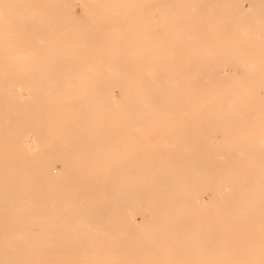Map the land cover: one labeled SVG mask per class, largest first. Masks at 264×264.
<instances>
[{
  "label": "bare ground",
  "instance_id": "bare-ground-1",
  "mask_svg": "<svg viewBox=\"0 0 264 264\" xmlns=\"http://www.w3.org/2000/svg\"><path fill=\"white\" fill-rule=\"evenodd\" d=\"M185 1L142 3L90 29L56 6L0 0L30 33L0 52V264H264V0ZM156 10L168 44L149 46L139 31ZM115 31L144 48L141 86L157 89L124 97L105 80L74 92L90 63L130 56Z\"/></svg>",
  "mask_w": 264,
  "mask_h": 264
},
{
  "label": "rangeland",
  "instance_id": "rangeland-1",
  "mask_svg": "<svg viewBox=\"0 0 264 264\" xmlns=\"http://www.w3.org/2000/svg\"><path fill=\"white\" fill-rule=\"evenodd\" d=\"M35 1L39 2L38 3L39 6L41 5L43 7L56 6V7L61 8L63 12H62V15H60V18L67 21L69 25L71 26L95 29V28L107 27L110 24L111 17H113L114 15H118V17H122V18H127L131 16V13H135V12L143 13L144 12L143 9L140 8V5L142 3L150 2V3L155 4L159 0H35ZM198 1L199 0H192V1L187 0L182 3L198 2ZM199 2L204 3L205 1L201 0ZM212 2L213 0H211V3ZM244 5L246 8H249V3L247 1L244 2ZM72 11L74 15L70 16L72 14ZM152 14L154 17V21L149 22L145 20L144 18L142 19L143 22L141 23V26H140L141 29L139 31L140 35L147 34V35L153 36V39L148 41L149 46L162 45V43L157 39V37L160 40L164 39V41H166L165 44H168V39L167 37H165L166 29L165 27H163L164 22L162 19L161 11L156 10ZM142 16L144 17V15ZM11 18L15 20L14 24L8 23V19H11ZM24 18L25 16L19 15V13H17V11L14 10L13 8L11 7L7 8V6L0 5V27L5 26V27H10V28L12 27L15 29V31L13 29L11 32L8 31L6 33V37L4 38H2V34L0 32V52L7 50V45L9 44H18V42H20L19 36L25 35L26 37H28V34L30 35V33L25 34V31L23 30V28L26 25L22 23V19ZM150 24L153 25L152 28H150ZM226 25H227V19L225 17H222L220 19V22H218L215 26L218 29V28L226 27ZM259 26L264 27V23L263 24L260 23ZM114 35L117 38L115 40L116 46L120 49L121 47L123 48L125 47L126 49H128V54L130 56L124 59L121 58L119 62H108V61L98 62L97 61L95 63L93 62L90 63L88 66L84 68L85 72L89 76V80H87V83H85L88 86L85 88H82L81 82L75 79L73 81L74 92L77 93V92L93 91L91 89L92 88L91 84L104 83L105 80H110L111 83H117V84L123 85L124 88L121 90V92H123L124 97H130L134 92L145 94V93H148V92H151L157 89L156 86H153V88L151 89L148 87L141 86L142 84L145 83L146 76L148 74L145 71H142V69L145 68V63L143 62L144 61L143 59L144 48L135 47L131 45L127 46V45L119 44L120 41L118 40V38L124 36V34L118 31H115ZM9 37H12V38H9ZM25 41L26 40H24V42ZM164 46L167 47L166 45ZM120 66H126L128 67V69L126 71L120 72L117 69V67H120ZM229 73L232 74L231 69L229 67H225V69L222 68L223 75L227 76ZM43 74L50 75V76L56 75L52 71H45ZM29 91L31 90L26 89L25 87L18 91V93L23 94V97H22L23 101H25V99L28 97L26 94ZM114 92L117 96H119V93H120L119 89H115ZM48 113H51V111H49ZM56 113L61 114L63 117H66V115L68 116L69 112L63 111L60 107V109H58ZM182 119L185 120V121H182V123L189 122L188 117H183ZM63 122H67V120H64ZM146 140H147L148 145L150 146L157 147L161 145L160 138L158 136L151 135L149 138L146 137ZM155 141H157L158 143ZM18 153L19 151L17 149H14L11 152L12 155L14 154L16 155ZM130 154L131 153L129 151L125 150V151H122L121 154L120 153L115 154V157L123 158L125 156H130ZM80 160L83 163H87V159L83 154L80 155ZM94 165L96 167H102L104 170H106L108 164L105 160L100 159V160H97ZM56 168L58 172H61L62 171L61 163H57ZM61 194H62V190L60 189H56L52 192V195L54 196H60ZM204 196H205L204 200L208 199L206 200V202H209L210 195L205 194ZM97 198H98L97 201L109 205L113 203L114 193L111 194L109 192H101V195H98ZM92 200H93V196L91 199H89V196H87L83 200V203L86 204L88 202H92ZM144 205H145L144 203H139V207L141 208V210L146 208V205L145 207ZM66 209L67 210L75 209V211L76 210L82 211V207H67ZM136 217H137V222L141 223L142 222L141 215L137 214ZM35 229H34L35 232L38 231V227H35ZM62 233H65V232H62ZM7 251L10 252L9 250ZM154 264H158V263L156 262Z\"/></svg>",
  "mask_w": 264,
  "mask_h": 264
}]
</instances>
